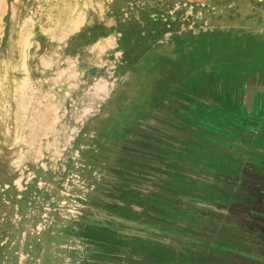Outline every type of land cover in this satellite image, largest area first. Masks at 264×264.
Wrapping results in <instances>:
<instances>
[{"label": "rangeland", "instance_id": "374dc122", "mask_svg": "<svg viewBox=\"0 0 264 264\" xmlns=\"http://www.w3.org/2000/svg\"><path fill=\"white\" fill-rule=\"evenodd\" d=\"M53 1L0 0V264H264V0Z\"/></svg>", "mask_w": 264, "mask_h": 264}, {"label": "flooded vegetation", "instance_id": "af4514ba", "mask_svg": "<svg viewBox=\"0 0 264 264\" xmlns=\"http://www.w3.org/2000/svg\"><path fill=\"white\" fill-rule=\"evenodd\" d=\"M261 107V106H260ZM260 107H259V109H258V112H256L255 114H246V116H254V117H257L259 120L260 119H263V117H264V111H261L260 110ZM247 130H248V132L250 133L249 134V136L247 137V139H245L244 141H246V145H250V146H252L250 149H251V151H255V152H262L263 151V149H264V127H260V128H258V127H248V128H246ZM225 133H223V135H227V131H224ZM227 136H229V137H231V138H234L233 137V135H227ZM250 138L251 139H255L256 141H258V142H254V140H250ZM224 146H227V147H229V146H232V148H233V150H234V148L236 149V146L235 145H233V144H224V145H222V147H224ZM263 147V149H260L259 150V148H256V147ZM202 147H204V151H206L207 149H206V147H205V145L203 144V146ZM193 151H195V149H193ZM214 152V155H215V159L216 160H222L221 161V163H223L222 164V166L224 165V163H230V165H232L233 167H237V165L235 164V161H231V160H227V159H225L224 161H223V157L221 156V155H218V154H216V151H213ZM233 156V155H232ZM220 158V159H219ZM233 159H235V158H233ZM218 167V166H217ZM246 167L248 168V165H246ZM222 168V167H221ZM234 169V171H235V168H233ZM217 179H234V177H227V175L225 174V172H216V175H214ZM185 179H187V178H185ZM171 180H173V179H170L169 181H171ZM168 193V192H167ZM169 194V193H168ZM171 194L173 195V194H175V193H172L171 192ZM231 195V201L233 200V198H234V195H232V194H230ZM232 196H233V198H232ZM151 199L152 200H154L155 198H153V197H151ZM159 199H156V201L157 202H154V205H153V207H154V209L156 210V213L157 212H159V213H162L163 214V216L164 215H166V214H171V215H173L175 212H177V214L180 216V217H185V216H187L188 214H189V211H187V209H180V208H178L177 206H178V204H174L173 205V203L171 202V201H166V202H164L163 204L162 203H160L159 201H158ZM234 201V200H233ZM180 207V206H179ZM180 209V210H178V209ZM135 261H136V259H135ZM144 261H147V262H149V259H147V257H144V260H143V263H144ZM142 263V262H141Z\"/></svg>", "mask_w": 264, "mask_h": 264}, {"label": "trees", "instance_id": "16d2710c", "mask_svg": "<svg viewBox=\"0 0 264 264\" xmlns=\"http://www.w3.org/2000/svg\"><path fill=\"white\" fill-rule=\"evenodd\" d=\"M253 226V225H251ZM254 227V226H253ZM255 239H260L261 242L264 244V228L263 229H254L253 233Z\"/></svg>", "mask_w": 264, "mask_h": 264}, {"label": "bare ground", "instance_id": "6f19581e", "mask_svg": "<svg viewBox=\"0 0 264 264\" xmlns=\"http://www.w3.org/2000/svg\"><path fill=\"white\" fill-rule=\"evenodd\" d=\"M68 1H70V0H54L53 2H55V3H65V2H68ZM70 2H72V1H70ZM69 3H67V5H70Z\"/></svg>", "mask_w": 264, "mask_h": 264}]
</instances>
